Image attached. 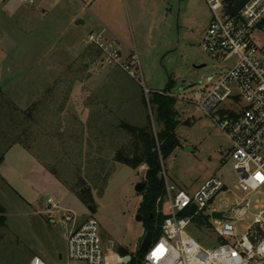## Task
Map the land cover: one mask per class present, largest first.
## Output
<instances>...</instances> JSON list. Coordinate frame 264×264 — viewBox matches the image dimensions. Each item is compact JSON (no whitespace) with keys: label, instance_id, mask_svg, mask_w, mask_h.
Listing matches in <instances>:
<instances>
[{"label":"rangeland","instance_id":"1","mask_svg":"<svg viewBox=\"0 0 264 264\" xmlns=\"http://www.w3.org/2000/svg\"><path fill=\"white\" fill-rule=\"evenodd\" d=\"M211 20L206 0H0V216L7 219L0 264H30L35 256L65 264V211L95 218L106 245L139 251L147 231L135 188L146 183L147 167L134 170L114 156L129 139L121 126H143L151 115L153 92L167 91L180 115V146L163 163L166 186L192 195L214 177L239 182L231 142L189 103L200 87L184 89L227 68L202 51ZM108 27L125 38V55H137L143 79L106 66L90 49L88 35ZM256 40L264 47V33ZM79 187L90 190L95 211L79 199ZM167 204L165 191L158 223ZM254 222L247 217L235 228L242 233ZM194 236L216 246L211 232Z\"/></svg>","mask_w":264,"mask_h":264},{"label":"built area","instance_id":"2","mask_svg":"<svg viewBox=\"0 0 264 264\" xmlns=\"http://www.w3.org/2000/svg\"><path fill=\"white\" fill-rule=\"evenodd\" d=\"M39 1L25 0L28 5ZM206 3L212 20L201 48L227 68L201 82L189 103L208 115L231 142L239 182L228 185L214 177L192 195L167 184L161 236L152 239L142 264H264V47L256 40L264 33V0H250L235 15L224 0ZM86 42L106 66L121 69L133 80L138 74L143 79L137 55L125 56L107 29L90 33ZM47 202L55 213L58 206L52 199ZM247 217L255 222L240 233L235 224ZM60 223L66 230L65 264H132L136 253L122 255L115 245H106L95 218L80 220L65 211ZM194 231L211 232L216 246L205 247ZM30 264L46 263L35 256Z\"/></svg>","mask_w":264,"mask_h":264},{"label":"trees","instance_id":"3","mask_svg":"<svg viewBox=\"0 0 264 264\" xmlns=\"http://www.w3.org/2000/svg\"><path fill=\"white\" fill-rule=\"evenodd\" d=\"M250 0H224V4L229 13L235 15ZM90 49H93L90 47ZM100 56V54H99ZM153 92L150 97L151 115L147 113L146 123L143 126H130L124 124L121 128L129 134L128 141L118 150L114 156V161L126 165L134 170L142 166L147 167L146 190L143 193L139 212L145 216L144 226L147 233L151 232L153 240L161 236V225L165 216L156 218V210L166 191V183L162 176L163 163L171 156L173 151L180 146V141L176 131L180 126V115L176 110L177 100L169 95ZM143 105L148 111L146 98H143ZM153 118V119H152ZM157 128V132L154 128ZM1 178V175H0ZM75 193L90 210L95 211L94 201L89 189H75ZM0 213L5 210L0 207ZM6 217L0 216V227L6 225ZM200 224L203 220L198 221ZM158 223V224H157ZM205 223V222H203ZM118 252L122 255H131L128 248H120ZM144 254L139 251L133 256L132 264H142Z\"/></svg>","mask_w":264,"mask_h":264},{"label":"water","instance_id":"4","mask_svg":"<svg viewBox=\"0 0 264 264\" xmlns=\"http://www.w3.org/2000/svg\"><path fill=\"white\" fill-rule=\"evenodd\" d=\"M78 25H80V23H78ZM204 67H205V65H203V66H201V67H198V68H204ZM200 84H201V82H199V83H194V84H189V85H187L184 89H187V90H189V89H194L195 87L199 86ZM184 89H183V90H184ZM145 190H146V183H138V184L136 185L135 191H136L137 193H140V194H141V193H144ZM213 217H214L215 219H216V218H218V219H221V218H222L221 214H214ZM137 221H139V222L142 221V216H141V215H138V216H137ZM152 238H153V235H152L151 232L146 233V235H145V237H144V240H143V242H142V244H141V246H140V249H139V252H140L141 254H144V253L148 250V248H149V246H150V244H151ZM60 259H62V256L60 257ZM129 260H130V257H127V259H126L125 262L127 263Z\"/></svg>","mask_w":264,"mask_h":264},{"label":"crops","instance_id":"5","mask_svg":"<svg viewBox=\"0 0 264 264\" xmlns=\"http://www.w3.org/2000/svg\"><path fill=\"white\" fill-rule=\"evenodd\" d=\"M110 29L109 33H111L112 37L116 38V40L118 41L120 47H125L127 48L128 47V44L126 43V40L125 38L122 37V35L119 33V31L113 29L112 27H108ZM108 30V29H107ZM129 49V48H128ZM131 53H128V54H124L125 56H128L130 55ZM163 92V91H161Z\"/></svg>","mask_w":264,"mask_h":264}]
</instances>
